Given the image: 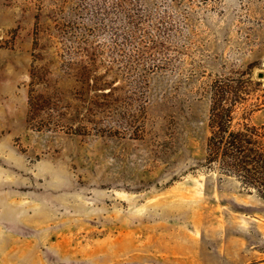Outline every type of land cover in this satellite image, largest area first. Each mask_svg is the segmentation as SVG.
Returning <instances> with one entry per match:
<instances>
[{
  "label": "rangeland",
  "instance_id": "obj_1",
  "mask_svg": "<svg viewBox=\"0 0 264 264\" xmlns=\"http://www.w3.org/2000/svg\"><path fill=\"white\" fill-rule=\"evenodd\" d=\"M41 69L74 78L31 108ZM260 72L264 0H0V264H264V201L203 163L210 87Z\"/></svg>",
  "mask_w": 264,
  "mask_h": 264
},
{
  "label": "trees",
  "instance_id": "obj_2",
  "mask_svg": "<svg viewBox=\"0 0 264 264\" xmlns=\"http://www.w3.org/2000/svg\"><path fill=\"white\" fill-rule=\"evenodd\" d=\"M48 74L49 71L44 69L32 74L31 108L48 103L52 95L58 93L68 97V94L61 93L60 84L69 82L73 76L77 77L79 84L75 86L76 89L85 91L90 86L86 68L67 77L69 79L52 81L47 79ZM40 84L44 85L42 90L46 93L34 96V87ZM261 86L264 83L253 82L249 77L245 81L241 78L218 81L210 87V136L205 144L203 163L206 168L216 172L220 180L232 178L264 201V124H255L252 120L261 109L260 105H248Z\"/></svg>",
  "mask_w": 264,
  "mask_h": 264
},
{
  "label": "water",
  "instance_id": "obj_3",
  "mask_svg": "<svg viewBox=\"0 0 264 264\" xmlns=\"http://www.w3.org/2000/svg\"><path fill=\"white\" fill-rule=\"evenodd\" d=\"M258 79L259 80H263L264 79V73L263 72H260L258 75H257Z\"/></svg>",
  "mask_w": 264,
  "mask_h": 264
}]
</instances>
